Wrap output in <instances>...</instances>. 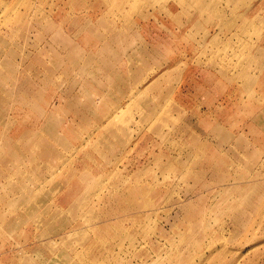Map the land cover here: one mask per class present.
Listing matches in <instances>:
<instances>
[{"label":"rangeland","instance_id":"374dc122","mask_svg":"<svg viewBox=\"0 0 264 264\" xmlns=\"http://www.w3.org/2000/svg\"><path fill=\"white\" fill-rule=\"evenodd\" d=\"M0 264H264V0H0Z\"/></svg>","mask_w":264,"mask_h":264}]
</instances>
